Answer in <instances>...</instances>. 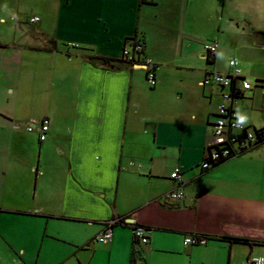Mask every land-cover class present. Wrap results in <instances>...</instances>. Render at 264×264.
I'll list each match as a JSON object with an SVG mask.
<instances>
[{"label": "crops", "instance_id": "1", "mask_svg": "<svg viewBox=\"0 0 264 264\" xmlns=\"http://www.w3.org/2000/svg\"><path fill=\"white\" fill-rule=\"evenodd\" d=\"M248 5L264 13V1L0 0V264L264 260V144L202 169L222 102L205 74L237 59L246 79L264 80V22ZM135 41L159 66L154 89L123 60ZM232 109L263 129L264 89ZM45 118L41 142L28 126ZM179 187L184 199L167 200ZM117 220L113 240L97 242Z\"/></svg>", "mask_w": 264, "mask_h": 264}, {"label": "built area", "instance_id": "2", "mask_svg": "<svg viewBox=\"0 0 264 264\" xmlns=\"http://www.w3.org/2000/svg\"><path fill=\"white\" fill-rule=\"evenodd\" d=\"M38 18L32 21H38ZM218 51L217 43H208L205 45V58L212 62L215 59ZM123 60L132 63L134 66H141L146 71L147 81L151 88H156L159 81L157 73L159 66L151 59L144 57L143 44L133 42L130 48H127L123 52ZM230 72L221 73L215 71H208L205 74L202 82L203 86H218L222 89V102L219 106L217 121L214 125V140L211 147L208 150L207 157L202 163L203 170H209L213 168V163L218 162L222 158L238 156L242 150H252L258 142L256 132H260L262 139L264 140V128L261 130H253L246 128L241 122H239L236 113L232 109V103L235 100L234 93H240L242 91L251 90L254 87L264 89V80H257L254 83L246 79L242 75V71L237 59H232L229 62ZM37 130L40 134V141L44 142L47 139L50 130V120L48 118L43 119L38 126H28V131L33 132ZM245 138H240L244 136ZM236 136V137H235ZM241 140H239L238 138ZM238 139V140H237ZM230 158V159H231ZM171 178L179 183L183 184V171L181 167L175 168L171 174ZM185 197L184 191L179 187L166 196L169 201H181ZM118 224L117 221L109 222L105 225V230L97 237V242L101 244H108L113 240L114 227ZM148 232L143 226H136L133 229L135 239L143 245L149 243ZM208 239L204 237H186L185 245H205ZM245 264H264L263 259L252 258Z\"/></svg>", "mask_w": 264, "mask_h": 264}, {"label": "trees", "instance_id": "3", "mask_svg": "<svg viewBox=\"0 0 264 264\" xmlns=\"http://www.w3.org/2000/svg\"><path fill=\"white\" fill-rule=\"evenodd\" d=\"M136 42V41H135ZM139 43H141V44H143L142 42H139ZM143 46H144V44H143ZM95 59H97V60H103V62H105V64L106 65H108L109 64V66H111L110 65V62L109 61H105L104 59H101V58H95ZM214 61V60H213ZM126 63H128L130 66H133V64L132 63H130V62H127V61H125ZM241 97V94L240 93H234V99L236 100V99H238V98H240ZM257 133V137H258V142H257V144L255 145V148H257V147H259V146H261V145H263L264 144V140L262 139V137H261V134H260V132H256ZM236 137V136H235ZM246 137V133L244 134V136H241L240 138H245ZM237 138H238V136H237ZM240 138H238L239 140H241ZM237 139V140H238ZM249 151H251V150H242V152L241 153H239L238 154V156H240V155H243V154H245V153H247V152H249ZM231 157H228V158H222L221 160H219L218 162H216V163H213V167H215V166H218V165H220V164H222V163H224L225 161H227V160H229ZM118 224H124V220H118ZM117 224V225H118ZM139 226V225H138ZM136 226H134V228H135ZM133 228V229H134ZM147 230H150L149 228H147V227H145ZM202 237H204V238H207L208 240H210V238L209 237H207V236H202ZM224 240H230V241H233V242H237V243H244V244H249L250 243V241L249 240H243V239H230V238H223ZM260 245H263L264 246V243H260Z\"/></svg>", "mask_w": 264, "mask_h": 264}, {"label": "rangeland", "instance_id": "4", "mask_svg": "<svg viewBox=\"0 0 264 264\" xmlns=\"http://www.w3.org/2000/svg\"><path fill=\"white\" fill-rule=\"evenodd\" d=\"M237 1H248L249 2V4L250 3H252V2H256V1H264V0H237ZM250 8V9H249ZM254 7H251V5H248L247 6V8H246V12L248 13V14H250V16H254V15H257L256 17H261V18H263V22H264V13L262 14V8L261 7H257V8H254ZM243 9H244V7H243ZM243 14H245L244 12H243ZM247 15V14H246ZM255 82V81H254ZM254 82H252V83H254ZM149 86V85H148ZM149 88H150V86H149ZM260 250H262V251H264V247L263 248H260Z\"/></svg>", "mask_w": 264, "mask_h": 264}, {"label": "clouds", "instance_id": "5", "mask_svg": "<svg viewBox=\"0 0 264 264\" xmlns=\"http://www.w3.org/2000/svg\"><path fill=\"white\" fill-rule=\"evenodd\" d=\"M239 120H240V122L242 123V122H244V120H245V117H243V116H240V117H239Z\"/></svg>", "mask_w": 264, "mask_h": 264}]
</instances>
